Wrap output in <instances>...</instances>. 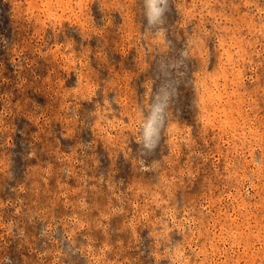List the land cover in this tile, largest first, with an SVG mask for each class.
<instances>
[{
    "label": "rangeland",
    "instance_id": "374dc122",
    "mask_svg": "<svg viewBox=\"0 0 264 264\" xmlns=\"http://www.w3.org/2000/svg\"><path fill=\"white\" fill-rule=\"evenodd\" d=\"M158 7L0 0V264H264V0Z\"/></svg>",
    "mask_w": 264,
    "mask_h": 264
},
{
    "label": "clouds",
    "instance_id": "9594fccd",
    "mask_svg": "<svg viewBox=\"0 0 264 264\" xmlns=\"http://www.w3.org/2000/svg\"><path fill=\"white\" fill-rule=\"evenodd\" d=\"M159 3L160 0H145L150 21L161 15L163 10L160 7H158ZM152 123L153 122L150 120L149 123L144 128V135L146 139L152 135L153 132Z\"/></svg>",
    "mask_w": 264,
    "mask_h": 264
}]
</instances>
